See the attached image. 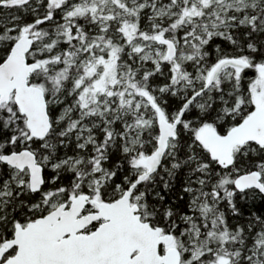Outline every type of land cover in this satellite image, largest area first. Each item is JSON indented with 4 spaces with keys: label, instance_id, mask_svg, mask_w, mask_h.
<instances>
[{
    "label": "snow or ice",
    "instance_id": "6c2138e0",
    "mask_svg": "<svg viewBox=\"0 0 264 264\" xmlns=\"http://www.w3.org/2000/svg\"><path fill=\"white\" fill-rule=\"evenodd\" d=\"M0 264H264V0H0Z\"/></svg>",
    "mask_w": 264,
    "mask_h": 264
}]
</instances>
